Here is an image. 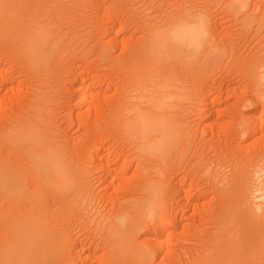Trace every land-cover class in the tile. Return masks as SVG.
Instances as JSON below:
<instances>
[{
    "label": "bare ground",
    "instance_id": "obj_1",
    "mask_svg": "<svg viewBox=\"0 0 264 264\" xmlns=\"http://www.w3.org/2000/svg\"><path fill=\"white\" fill-rule=\"evenodd\" d=\"M95 1L0 0V46L7 45L5 46L6 48L9 46L16 55L25 61L31 73L35 74L33 78L35 80L38 79L36 84L34 83L36 87L33 85L32 96L28 98L30 101L24 105L25 107H22L23 111L18 112L20 110L17 111L19 108H16L13 112L17 115H9L12 118L6 119V124L0 128V218H8H4L5 222L0 219V230L3 234H0L2 236V241L0 239V264H88L92 260V255H90L92 253L87 248L85 249L83 245V241L86 244L88 242V236H84L88 231L90 233L92 231V234L96 232L97 235H102L100 240L102 238L103 240L99 242L101 244L104 242L105 247L112 256L111 263H106L124 264L122 259L129 255V251H131L129 249L131 248L133 249L131 253L138 262L148 264L150 258H152L151 255L153 256L160 252L162 246L165 245L161 238L167 228L177 227L175 220L177 217L173 214V212H176L173 211L176 207H173L172 200L175 202L180 197V193L183 195L181 206H185V204L187 206L189 203L188 196L195 203L206 200V203L203 201L204 212L202 210L203 218L201 217L205 229L202 230L201 236L197 235L200 245L196 250L191 251V264H264V181L260 182V188L258 189L257 187V190L253 192L250 187L251 180L248 176L251 169H247L249 172L242 171L239 170L241 169L239 165V169L235 170L237 166L233 165L235 167L234 171L231 168V163L225 160H215L213 162L211 159L207 160L203 156L205 154L200 153L196 146L198 144L190 141L187 117L190 112L188 102L191 99H187L186 92L184 93L186 87L188 88L189 85L196 83L194 81L196 79L193 77L195 73L200 74L199 71H202V68L209 64H216L226 53H234H231L233 49L231 51L227 50L229 46L242 43L241 41L246 36L242 32L244 30L238 36L218 35L217 30L219 27L218 29L216 27L219 23L215 20L219 18L217 16H215L216 19L211 17V14H213L211 11L219 7L220 9L228 10L230 14L240 12L245 9L246 0H227V2H225L226 0H202V3L200 1L199 4H196L199 0H184L185 2L177 3L174 7H171L172 9L168 5L169 0H150L149 2L147 0V3L139 0L138 5L140 8H138V12L133 11L135 10V5H131V1L134 3L135 0H118L113 6H111L110 2L109 7L113 8V10L110 9L114 11L112 14H115L116 11V15H118L117 13H122L121 16L125 14L128 17L135 18L143 31L139 39L135 37L136 41L134 39L130 41L127 38L126 41H123V44L127 45L129 42L134 41V43L132 46V43H129L131 47L130 49L128 48L129 50L126 49V53L127 50L129 52L124 56V60L121 58L123 62L119 66L120 69L118 67L120 62L113 64L114 68L117 66L118 73H122L123 80H119L120 77L116 80L120 81L119 83L124 88V93L121 92L123 95L114 101L115 104L111 105L113 108L110 106V110L113 111L111 115L115 117L110 120L111 123L108 121L107 123L111 124L110 127L116 129L120 137L131 141L130 143L135 148L134 151H136L137 156L144 158L146 162H152L153 166L148 169L149 165L142 164L145 165L143 169L146 173V179L142 181L144 183L141 182L140 188L138 187L140 189V191L138 190L140 192L139 197L135 194V192L138 193V188L135 190L133 187L134 195H132L131 191V197L136 196V198H133L134 200H131L128 205H123V208L122 204H117L116 202L121 207L119 210V206L116 205V209L119 211H115V206L113 212L109 206L111 210L106 211V214L110 213V211L112 214L108 217V220H105L107 215L102 220L99 216L97 217L93 214V211L95 213L97 209L93 210L92 207L94 205L92 203H95L98 199L93 196L87 171L90 166L88 163L87 167V162H90V159L97 167L100 162L103 166L101 161L103 156L101 158V154H99L101 151L98 154L95 153V155L86 153L87 157L81 156L80 154L83 152H80L79 156L78 152H74L78 148L75 147L78 142H71L76 145H73L75 148L73 156L70 155V148H73V146L71 145L72 147L68 149L67 146L70 145L65 144L56 136L55 120L53 122L49 117L52 109L50 105H46L51 103L50 100L54 98L53 95L56 90V86H54L56 81H53L52 84V78L49 77L51 76L49 75V72H51L50 64L56 60L54 57L60 52L62 45L68 42L71 44V41H75V38L81 39L85 32L96 26L92 11L96 10L97 12L95 11V13H98V16L101 14L99 13L100 10L108 4L102 6L104 2ZM169 2L172 4L171 0ZM161 6L163 7L161 8ZM101 16L103 17V15ZM249 20L248 17H245L244 21L242 20V22H245V24H242H244L243 26L247 29V32L248 30L251 31L253 27H250L251 20ZM118 22L119 20L114 23ZM94 23L95 25H93ZM120 23L113 24L112 27L109 26L110 24H106V26L111 28L104 27L107 34L112 29L116 31L115 36L112 34L113 37H108L110 42L113 39L112 42L115 43L114 38L119 33L123 34V29L127 27V24L125 27L123 26L125 25L124 23L122 24L124 27L122 29ZM100 25L102 26L99 23L97 27L100 28ZM258 28L255 30H258ZM253 30L252 32L255 34L256 31ZM71 31H73V34L71 33L72 35L68 37V33ZM113 33L115 32L113 31ZM102 36L103 34L100 37ZM132 36L128 38H132ZM85 39L83 40L85 41ZM67 46L64 48L65 50L68 49ZM2 51L4 52L5 50ZM66 53L63 52L62 54ZM121 53L123 54V52ZM259 55L261 56L257 58L261 59L255 64H248V67L252 76V83L256 86V89L261 90L260 88L264 89V53ZM58 56L60 58V55ZM109 56L104 50L99 57L106 60ZM59 58L58 60H60ZM199 58L203 60L201 59L202 61L200 60L201 62L198 63ZM116 68L115 70L117 71ZM2 69L1 71L3 72ZM177 69H179V72ZM2 82H5L3 77ZM85 83H80L81 85L77 88L74 96L81 105L86 104L89 98L88 89H90V84ZM0 87L3 92L5 86L2 87L1 85ZM259 90H257L258 94L260 93ZM260 98H264V95H261ZM89 101L91 100L89 99ZM53 111L55 112V110ZM250 125L252 126L251 128H262L264 126V109L260 110V114ZM187 129L189 130L187 131ZM252 132L250 131L251 136L254 133ZM112 133L107 134L111 136ZM105 137H107L106 134ZM94 138L91 139L94 140ZM66 139H69V137ZM98 139L100 138L98 137ZM66 142L68 143L69 140H66ZM81 149L84 151L83 148ZM90 155L92 156L90 157ZM188 155L189 157H187ZM177 158H181V160L178 162ZM114 162L118 164L117 160ZM125 162L128 163V161ZM113 163L114 167L115 163ZM126 164L121 159V165L118 164V168L115 166L117 171H114L115 169L111 168L112 165H110L111 169L109 168L103 175L101 174L102 176L100 175L96 183H104L105 186H102V188L104 187L103 189L105 190L110 189L109 187L112 186L113 182H110L109 174L112 172L115 174L118 171L124 172L125 168L123 169L122 167ZM102 166H100L101 169L104 167ZM226 168L230 169L228 173L224 172ZM258 168H260L259 164ZM100 170L97 173H100ZM252 171L254 170L252 169ZM176 172H179L181 177L179 176L180 179L176 178L178 182L173 184L174 181L171 182L169 177L171 173L175 175ZM172 174L171 178L173 177ZM261 176L264 177V174L262 173ZM142 177L144 178V176ZM172 180L175 179L173 178ZM120 181L119 183L123 180ZM187 182H189V185H187ZM193 183H197L199 186L197 185L196 187V184L193 185ZM192 193L196 194V196H192ZM258 194L261 197L256 198L254 195L258 196ZM93 199L96 200L94 201ZM159 202H163V205L165 204L167 209H169V217L165 213L166 211H163L164 208L161 207L159 209ZM174 202L173 204H175ZM156 212L159 217H156ZM79 225L81 226L79 227ZM139 227H143L146 232L143 238L145 239L144 242L151 246L150 250L146 246H134L133 244L135 243L131 245L132 238H134L133 236ZM76 228L78 231L74 233ZM84 232L85 234L83 235ZM82 235L84 236L83 239L81 238L83 237ZM88 239L90 240V238ZM142 245L145 244L143 243ZM190 250H187L188 253L186 254L189 255ZM119 251H122V254ZM122 255L125 256L122 257Z\"/></svg>",
    "mask_w": 264,
    "mask_h": 264
},
{
    "label": "rangeland",
    "instance_id": "obj_2",
    "mask_svg": "<svg viewBox=\"0 0 264 264\" xmlns=\"http://www.w3.org/2000/svg\"><path fill=\"white\" fill-rule=\"evenodd\" d=\"M117 1L118 0H99V1L96 0L95 2H100V3L104 2L103 5L101 4L102 6H106L107 4L108 5L106 7H104L106 9L103 8L102 10H100L99 13H101V14H99L98 16H97L98 13H95L96 10L92 11L94 13L92 16L94 17L95 22H96V26H93L90 29L92 32L89 30L82 35L83 37L81 36V39L75 38V41L74 40L71 41V44H69L70 42H68L67 44L65 43L66 45L64 44L61 46V49L59 50L60 52H58L56 54L57 56L54 57V59L56 58V60L53 59L55 62L52 61V63L50 64V66H51L50 71L51 72H49V75H51L52 77L48 75L50 78H52V81H51L52 84H53V81L54 82L56 81L54 83V86H56V90L54 93L55 96L53 95L54 98H51L52 99V100H50L51 103L46 104L48 106L50 105V108L52 109L50 111L49 117L52 121L55 120V122L54 121L53 122H54V126H55L54 128L56 130V136L61 141L65 142V144L70 145V146H67L68 149H69V147H72L74 145L72 143L78 142L77 146H75L76 144L74 145L75 147H78V148H76V150H75L74 146H73L74 149L70 148V151H71V152H69L70 155L73 156L74 150H75L74 152H78L77 153L78 155L80 154V152L81 153L83 152L80 155L86 156V157H87L86 153H88V154L92 153L93 155H95V153L98 154L101 151L99 154H101V158L103 156V159L101 161H102L104 167L101 165V162H100V165L97 167V165H95L93 163L92 159H90V162H87V167H88V163L90 165L87 168V171H88V180H90V187L92 189L93 196H96L97 197L96 199H98V200L93 199L94 201L95 200L97 201V202L95 201V203L93 202L94 204L92 203V205H94L92 207L93 210L97 209L95 211V213L93 211V214L96 215L97 217L99 216V218H101V219L107 215L106 216L107 219H105V220H108V217H110L112 214L111 211H110V213L108 212L106 214V211H108L110 208H112V211H113L114 207L117 204H122L121 206L123 208V205L124 206L128 205L131 202V200H134L133 198H136V196L131 197V193H132V195H134V191H133L134 189H132V188L134 187L136 190L139 187V185L141 186V182L146 179V177H145L146 173L144 172L143 167L145 168V165H147V166L149 165V167H147L149 169L150 167L153 166L152 162H146L144 160V158L137 156V154L135 153L136 151H134L135 148L130 143L131 141H127V139L120 137V135L116 131V129L113 127H110L111 124L107 123V121L110 122V120L112 118L114 119V117H115V116L113 117L111 115L113 112L110 110L111 107L113 108V106H111V105H113V103L115 104L114 101L118 100L120 98V96L123 95L122 93H124V88L120 85L121 84V83H119L120 81L119 82L117 81L119 77H120L119 80H123L122 73L120 72V74H119L118 68H116L117 66L115 67L117 69V71H116L113 64L115 62H116V64H118V62H120V65H118V67L121 66V64H122L121 62H123L122 59L124 60V56H126L128 54V52H129L128 50L133 45L134 41L137 40L136 38L138 37V39H139V37L141 36L142 31H143L141 25L139 24V22L135 18H132L131 16L128 17V15H125V14H123L122 15L123 17H122L121 16L122 13L121 14L117 13L118 15L120 14L118 16V15H116V11H115V14H112L114 11H112L113 8L109 7L110 2H111V6H113L114 4H116ZM142 1L146 2L147 0H142ZM149 1L150 0H148L147 2H149ZM169 1H168V5H170V8L177 5V3L179 4L181 2H185L184 0H182V1L181 0H173V1L171 0L172 4H170ZM175 1H177V2H175ZM196 1H198V0H196ZM83 2H84V0H83ZM131 2L133 3V1H131ZM138 2H139V0L138 1L135 0L134 1L135 4L131 3V5H135L134 6L135 10H133L135 12H138V8H140V6L138 5ZM199 2L202 3V0H199L198 3L196 2V4H199ZM225 2H227V0ZM225 2H223V3H225ZM246 2H247V5H246L247 8L245 7V9L240 11V12H235V13L230 14L228 12V10H224L222 8L220 9L219 7L215 8L213 11H211V13H213V14H211V17H214V19H216L215 16H217V18H219L218 20L217 19L215 20V21H218V23L221 25L220 26L218 24V26L216 27L217 29H218V27L220 29V30L216 29L218 32V33L217 32L216 33L218 35L227 34L229 36L230 35L238 36L239 34H241L240 32L242 30H244L242 32L246 36H245V39L243 41H241L242 43L233 44L232 46H229V48L230 47L231 48L230 49L228 48L227 50L231 51V49H233L231 51V53L232 52H234V53H232V54L226 53V55H223L224 57L222 56L223 58L221 57L219 59V62H217L216 64L215 63H213L214 65L209 64L205 68H202V71H199L200 74L195 73L193 77H194V79H196V80H194V81H196V83L194 82L193 85L191 84L188 86V88L186 87L184 90V93L186 92L185 95H187L186 96L187 99H191L188 102L190 112H189V115L187 117L188 118L187 123L189 124L188 126L190 129V131H189L190 141H193L194 143L198 144V145H196L197 148L199 149L200 153L202 152V154H205L203 156L207 160L211 159V161H213V162L215 160L216 161L225 160V161L232 164L231 168L233 170L235 169L236 166L238 168L236 167L235 170H238L239 165L241 168L239 170H242V171L244 170L246 172H249L248 170L251 169L250 172L248 173V176L251 180L250 181V183H251L250 187H251L252 191L254 192L255 190H257V187H258V189L260 188V182L264 181V177L261 176L262 173L264 174V172H263L264 171V135H263L264 134V126L262 128H259V127L251 128L252 126L250 124H252V122H254V120H256V118L260 114V110L264 109V98H262L263 100L260 98L261 95H264V89L260 88L262 91L259 89H256V86H254V84L252 83V76H251V73L249 72L248 64L252 65V64L257 63L261 59V58H257V57L261 56L259 54L264 53V0H246ZM251 3H252V5H251ZM136 4H137V6H136ZM162 7L163 6H161V8ZM168 8H169V6H168ZM107 9H109L110 11ZM215 10H217V11H215ZM101 11L103 12V14ZM139 12H140V10H139ZM142 14H144V13H142ZM101 15H103V17ZM120 16H121V18H120ZM245 17H248L251 20V24H250L251 26L250 27L253 26L252 29L250 28L251 31L248 30L249 33L247 32V29L243 26L245 24V22H242V20L244 21ZM100 18H102L104 21L102 19L100 20ZM123 18L126 20H124ZM260 19H262V20H260ZM97 20H98V24H97ZM113 20H115V21L119 20V22L114 23L115 21H113ZM129 21L131 22V24ZM104 22H105V24H104ZM99 23L102 24V26L100 25L101 29L99 27H97V25L99 26ZM119 23L121 24V26L120 25L119 26L122 27V29L127 24V27H125L124 29L125 30H126V28H128V29L126 31L123 29V31H124V32L122 31L123 34L122 33L117 34L116 38H114L115 43L112 42L113 39H112V41H111L112 43H111L110 40H108V37H113L112 34L116 35V31H115V29H112L115 33H113V31L111 30L110 31L111 33L109 32L107 34L106 30H104V27L106 26V24L107 25L110 24L109 26L112 27L113 24L115 25V24H119ZM124 23H125V25H123L124 26L123 27L122 24H124ZM242 23H244V24H242ZM208 24H209V22H208ZM93 25H95V23ZM216 25H217V22H216ZM109 26H106V27L108 28ZM95 27H96V29H95ZM111 27H109V28H111ZM253 28H254V30H253ZM256 28H258V30H255ZM252 30L256 31L255 34H254V32H252ZM130 31H132V32H130ZM98 32H100V33L98 34ZM71 33L73 34V31L68 33V37L72 35ZM102 34H103V36L100 37ZM109 34H111V35H109ZM105 35H106V37H105ZM121 35H122V37H121ZM124 36H125V38H124ZM131 36H132V38H128ZM126 38L130 39V41H131V39H134L133 42L127 41L129 43H132L131 46L129 45V43H128V45L123 44V41L127 40ZM83 39H85V41ZM78 40H79V42H78ZM117 40H119V41H117ZM119 42H120V44H119ZM72 43H74V44H72ZM113 43H114L115 47L113 46ZM67 45H69V46H67ZM119 45H121V46H119ZM122 45H125L127 48L125 46H122ZM5 46H7V45H3L2 47L0 46V51H1L0 52V63L2 62L0 67L3 68L2 69L3 72L6 71L3 74V72L1 71V68H0V71H1L0 75H2L0 77V79H1L0 84L3 83L2 77H3V81H5L3 84H1L2 87L5 86V89L3 88V92H2V88L0 87V96H1L0 97V123H1L0 128H2L6 124L5 121L12 118L9 115H11V114H12V116L17 115L13 112L14 110H16V108H19V109H17V111L20 110L18 112L23 111L22 107L30 101L28 98H30L32 96V92L34 90L33 85H34V87H36L35 84L38 80V79L35 80V78H33L34 77L33 75H35V74L33 72L31 73L29 68H27L25 61L23 59H21V57L16 55L15 52H13V50H11V48H9V46L7 48ZM66 46L69 50L64 49V48H66ZM117 46H119V47H117ZM100 47H101V49H99ZM122 47H124L125 50H124V48L119 49ZM94 48H95V50H93ZM126 49H128L127 53H126ZM2 50H5V51L3 52ZM63 50H65V51H63ZM104 50H105V52H107V54L110 55L106 60L100 59V57H99L100 54L104 52ZM66 51H67V53H66ZM119 51L123 52V54ZM230 51H228V52H230ZM235 51H236V53H235ZM63 52L66 54H62ZM120 54H122V55H120ZM58 55H60V58ZM115 55H117V56L115 57ZM61 56H62V59H61ZM58 58L61 60V62H59L60 60H58ZM201 59L202 58L198 59V63L203 60V59L202 60ZM194 67L196 68V66H194ZM113 68H114V70H113ZM119 69H120V67H119ZM203 69H205V70L203 71ZM177 70L179 72V69H177ZM54 72L55 73L57 72V73L55 74ZM69 72H71L72 74L74 73V74L72 75ZM50 73H53V74H50ZM197 74L199 75V77ZM119 75H121V76H119ZM6 77L8 80L6 79ZM9 78H10V80H9ZM78 79H79V81H78ZM34 80H35V82H34ZM85 82L87 84H90L89 85L90 89H88V97L89 98L87 99V102H86L87 105L86 104L81 105L77 102V99L74 96H75V93L77 91V88ZM117 82L119 83V85ZM200 82H201V84H200ZM5 83H8V84H5ZM91 85H92V87H91ZM97 85H98V87H97ZM116 86H118V87H116ZM93 87H95V88H93ZM8 88H9V90H8ZM13 89H14V91H13ZM70 90H72V91H70ZM257 90H259V92H260L259 94H258ZM99 92H100V94H99ZM4 93L6 94V97H5ZM98 95H99V97H98ZM101 95L103 98L101 97ZM104 96H106L107 98ZM89 99L91 101H89ZM94 99H95V101H94ZM96 99H97V101H96ZM99 101H100V103H99ZM92 104H94V105H92ZM191 104H192V106H191ZM53 110H55V112ZM66 114H69V115H66ZM107 117L109 118V120ZM66 120H67V122H66ZM93 124L94 125L96 124L95 127ZM86 125H88V126H86ZM87 127H90V128H87ZM109 127L111 129L115 130L116 133H115V131L111 130ZM82 128H83V130H82ZM248 128H249V130H248ZM106 129H107V131H106ZM189 129H187V131ZM254 129H256V130H254ZM105 131H106V133H105ZM250 131L254 132V133L252 132L253 134L251 133L252 136L250 135ZM91 132H92V134H91ZM245 132H247V133H245ZM59 133H61V134H59ZM85 133H87V134L85 135ZM107 133H112V134L110 136V134H107ZM95 134H97V135H95ZM105 134L107 137H105ZM100 135H102V136H100ZM112 135L114 138L112 137ZM67 137H69V139H66V140H69L68 143L65 140V138H67ZM98 137L100 139H98ZM110 137H111V139H110ZM91 138H94V140ZM117 138H119V139H117ZM100 140H101V142H100ZM91 143H93V144L91 145ZM202 144H203V146H202ZM83 145H84V147H82ZM86 145H88V146H86ZM262 146H263V148H261ZM81 148L84 149L85 153ZM100 148L103 150H101ZM110 148H112V149H110ZM126 148H127V150H126ZM200 148H201V150H200ZM74 154H75V156H77L76 153H74ZM132 154H134V155H132ZM91 156L92 155H90V157ZM187 157H189V155ZM218 157H220V158L223 157V158L220 159ZM76 158H78V157H76ZM121 159L124 160L125 164L127 163L125 161H128V163L122 167L123 169L125 168V171L124 172L118 171L115 174L112 172L111 174H109L110 178L109 177L108 178H109L110 182H113V184H111L112 186L109 187L110 189H108V190L106 189L107 190L106 191L105 189H103L104 187L102 188V186H105L104 183L101 184L99 182L98 183H96V182L100 178V175L101 174L103 175V173H105L110 168V165H112V163L114 161L117 160L118 164L121 165ZM180 160H181V158H177L178 162ZM259 161H260V163H259ZM239 162H240V164H239ZM143 163H145V165H142ZM116 164L117 163L114 164V167H113V165L111 167V168L115 169V170L113 169L114 171H117V168H118V164L117 165ZM258 164L260 167V168H258L259 170L257 169ZM106 165H108V166H106ZM100 166H102L103 168L101 169ZM115 166H117V168ZM244 167H245V169H244ZM123 169H122V171H123ZM252 169L254 171H252ZM89 170H90V172H89ZM99 170L102 173L101 172L97 173V171H99ZM103 170H105V171L103 172ZM229 170H230L229 168H226V169H224V172L228 173ZM149 172H151V171H149ZM176 173H175V175H174V173L173 174L171 173L173 177L171 178V174L169 177L171 182H173V181L175 182V183L173 182V184H176V182H178L176 180V178L180 179L179 176L181 177V174L179 175V172H176ZM89 175H91V176H89ZM112 176L113 177L115 176L116 179L113 178ZM142 176H144V178ZM260 177H262V178H260ZM173 178L175 180H172ZM111 180H113V181H111ZM120 180L121 181L123 180L122 181L123 183ZM91 181H93V182H91ZM107 181H108V179H107ZM119 181L121 183H119ZM256 181L259 183H257ZM142 183H144V182H142ZM195 184L197 187L198 184L193 183V185H195ZM132 185H134V186H132ZM187 185H189V182H187ZM254 186H256V187H254ZM93 187H95V188H93ZM113 187H114V189H112ZM139 188L137 189V191L138 190L140 191ZM115 190H117V191L115 192ZM139 191H138V193L135 192V194L138 195V197L140 195ZM105 192H107V193H105ZM193 195L196 196V194L192 193V196ZM254 196L256 198L261 197L260 194H258V196L257 195H254ZM103 198H105L106 200ZM188 198H189V203L187 204V206L185 204L186 207L184 205H183L184 207L181 206L182 202H183L182 201L183 195H181V193H180V197H178L177 200H175V202H174V200H172L175 204H173V202L171 201L172 205H174L173 207L174 208L176 207L173 210L176 212H173V214H175V216L177 217V218H175L177 227L174 226V227L167 228L164 236H162V238H161V240H163L165 242V245L163 244L164 246H162V250L160 252H158L157 254H155L153 256L151 255L152 258H150V261L148 264H168V263L169 264H171V263H174V264L175 263L191 264V259H190V256H192L191 251L196 250L200 245V242L197 238V235L201 236L202 230L205 229V227L203 225L204 222L202 221L203 219L201 220V217L203 218V212H204L203 204H204V202L206 203V200L205 201L201 200V201L195 203V201L193 199H191L189 196H188ZM116 202H117V204H116ZM176 202L178 203L177 205H176ZM255 202H257V201H255ZM180 203H181V205H180ZM109 206H110V208H109ZM117 206H119L118 209L120 210V208H121L120 205H117ZM117 206L115 207V211L116 210L119 211L118 209H116ZM178 206H180V207H178ZM158 207H160L159 209H161V207L164 208L163 211H166L165 213L169 217L170 211H168L169 209H167L165 204L163 205V202L162 203L159 202ZM202 210H203V212H202ZM4 215H6V214H4ZM156 217H159L157 212H156ZM4 218L8 219L7 217H4ZM4 218H0V219L2 221H4ZM102 220H104V219H102ZM165 221H167V220H165ZM80 226L81 225H79V227ZM79 227H77V228H79ZM77 228L75 229L74 233H76L78 231ZM1 232L2 231L0 230V234L3 235ZM88 232L90 233V231H88ZM88 232H86V234H85V232L83 233V235L85 234L84 236H86V237L88 236L87 240L89 243L87 242V244L89 246L86 244L85 241H83L84 242L83 245H84L85 249L87 248L88 251H91V253H92V254H90V255H92L91 256L92 260H90V261L88 260L90 263H88V262L87 263L88 264H91V263H93V264H109V263H111L112 256H111L110 251L105 247L106 245L104 244V242H103L104 245L99 242V241L103 240V238L100 240V237H102V235L99 236L96 234V232H93V234H92V231L89 235ZM169 234H171V235H169ZM140 235H142V236H140ZM145 235H146V232H145V230H143V227L142 228L139 227L137 229L135 235L133 236L134 238H132L133 242L131 241V245L133 243H135V244H133L134 246H136V245L137 246H146V248L148 250H150L151 246L148 243L146 244L144 242L145 239L143 237H145ZM84 236L81 238L83 239ZM1 237L2 236H0V239L2 241ZM91 237H92V239H91ZM88 238H90V240ZM93 238H94V240H93ZM142 242L145 245H142L143 244ZM94 243H95V245H94ZM99 243L104 247H102ZM91 244H93L95 246V248ZM90 247H91V249H89ZM129 250H131V251H129V255L128 256L124 255L125 258L122 259V261H123L122 263H124V264H128V263L129 264H133V263L134 264L135 263L141 264L140 262H138V260L135 258V256L131 253L133 251V249L130 248ZM187 250H190L189 255L186 254V253H188ZM93 252H94V254H93ZM88 253H90V252H88ZM195 253L197 254L196 251H195ZM120 254H122V251L120 252ZM124 256L122 255V257H124ZM166 256H167V258H166ZM91 258H89V259H91ZM106 262H109V263H106Z\"/></svg>",
    "mask_w": 264,
    "mask_h": 264
}]
</instances>
